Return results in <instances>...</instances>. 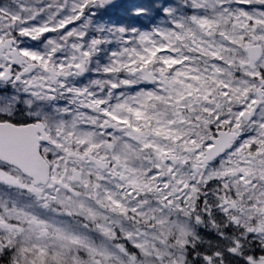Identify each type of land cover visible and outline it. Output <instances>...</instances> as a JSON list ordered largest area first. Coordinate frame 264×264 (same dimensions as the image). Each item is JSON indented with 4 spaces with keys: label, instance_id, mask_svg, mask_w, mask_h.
<instances>
[{
    "label": "snow or ice",
    "instance_id": "1",
    "mask_svg": "<svg viewBox=\"0 0 264 264\" xmlns=\"http://www.w3.org/2000/svg\"><path fill=\"white\" fill-rule=\"evenodd\" d=\"M0 264H264V0H0Z\"/></svg>",
    "mask_w": 264,
    "mask_h": 264
}]
</instances>
